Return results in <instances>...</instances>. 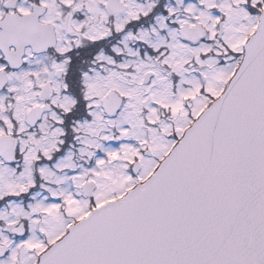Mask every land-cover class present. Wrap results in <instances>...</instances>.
<instances>
[{
	"label": "snow or ice",
	"instance_id": "1",
	"mask_svg": "<svg viewBox=\"0 0 264 264\" xmlns=\"http://www.w3.org/2000/svg\"><path fill=\"white\" fill-rule=\"evenodd\" d=\"M0 264H264V0H0Z\"/></svg>",
	"mask_w": 264,
	"mask_h": 264
}]
</instances>
